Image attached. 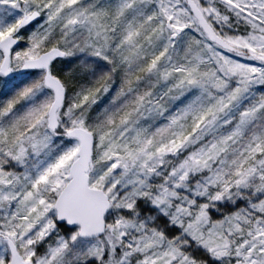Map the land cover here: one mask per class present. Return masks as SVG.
Here are the masks:
<instances>
[{
  "label": "snow or ice",
  "instance_id": "1",
  "mask_svg": "<svg viewBox=\"0 0 264 264\" xmlns=\"http://www.w3.org/2000/svg\"><path fill=\"white\" fill-rule=\"evenodd\" d=\"M0 264H264V0H0Z\"/></svg>",
  "mask_w": 264,
  "mask_h": 264
}]
</instances>
